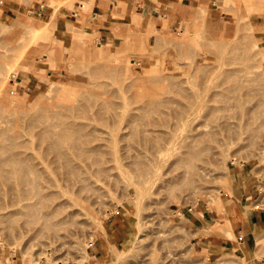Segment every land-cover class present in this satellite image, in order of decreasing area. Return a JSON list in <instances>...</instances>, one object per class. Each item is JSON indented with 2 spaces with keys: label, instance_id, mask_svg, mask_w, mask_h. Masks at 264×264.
<instances>
[{
  "label": "rangeland",
  "instance_id": "374dc122",
  "mask_svg": "<svg viewBox=\"0 0 264 264\" xmlns=\"http://www.w3.org/2000/svg\"><path fill=\"white\" fill-rule=\"evenodd\" d=\"M249 1L0 0L4 128L12 127L15 112H33V100L57 89L70 91L68 97L105 93L135 108L143 103L140 91L144 97L142 91L166 86L171 76L204 89L207 98L235 85L229 71L250 66L240 75L239 101L208 120L214 131L204 153L213 156L201 184L168 182L175 171L166 176V165L178 146L172 144L147 196L133 200L123 191L127 176L102 181L61 240L46 233L20 240L27 218L15 219V194L1 185L0 264H264V107L251 112L264 94V75L257 80L264 70V11L246 10ZM72 34L84 38L72 42ZM251 45L261 59L256 66L234 59V50ZM92 64L108 69L93 73ZM121 144L118 154L126 150ZM7 213L14 214L10 229L1 218Z\"/></svg>",
  "mask_w": 264,
  "mask_h": 264
},
{
  "label": "bare ground",
  "instance_id": "6f19581e",
  "mask_svg": "<svg viewBox=\"0 0 264 264\" xmlns=\"http://www.w3.org/2000/svg\"><path fill=\"white\" fill-rule=\"evenodd\" d=\"M245 9L260 13L264 11V0H250ZM54 13L52 10L50 17ZM85 34L80 32L82 36ZM252 46L241 53L234 50V59L239 58L244 63L252 61L254 65L261 61L258 50ZM246 64L244 66L250 67ZM97 65L93 73L108 69ZM97 67L105 68L96 71ZM242 69L227 73L234 86L215 89L207 98L204 89H189L183 82H175L176 76H171L166 86L142 91L146 92L144 97L140 91L141 95L136 97L143 103L135 108L114 101L108 95L111 92L107 94L110 97L105 91V96L89 92L68 97L70 91L57 89L33 100V112H15L12 127L0 125V186L5 185L15 194V219L27 218L17 237L22 240L28 234L46 233L61 240L64 237L61 232L67 230V224L75 222L80 215L86 194L96 192L104 180L116 184L118 178L127 176L128 184L124 181L121 189L133 200L147 196L160 178L159 170L165 166L163 153L172 144L178 146L166 165V176L171 170L175 171L174 178L170 174L168 182L179 178L182 182L201 184L206 176L208 157L213 156L204 153L214 131L208 127V120L218 110H226L231 103L239 101L240 97L235 94L242 87ZM0 74H4L1 61ZM18 75L27 80L30 77L22 71ZM262 75L264 70L257 74V80ZM149 93L151 95H147ZM258 100L261 106L251 110L255 114L257 108L264 107V94L261 93ZM252 116L258 118V114ZM223 118L221 124L226 127L228 122ZM179 129L186 133L177 136ZM119 143H124L123 154H118L116 145ZM13 216V213L1 216L8 229ZM31 224L35 228H23ZM92 259L95 256L92 255Z\"/></svg>",
  "mask_w": 264,
  "mask_h": 264
},
{
  "label": "crops",
  "instance_id": "0c3cea01",
  "mask_svg": "<svg viewBox=\"0 0 264 264\" xmlns=\"http://www.w3.org/2000/svg\"><path fill=\"white\" fill-rule=\"evenodd\" d=\"M166 1H171L173 3H179V1L182 2V0H166ZM242 232H244V230ZM243 244H245V240L243 241Z\"/></svg>",
  "mask_w": 264,
  "mask_h": 264
}]
</instances>
